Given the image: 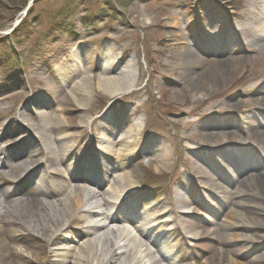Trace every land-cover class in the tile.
I'll list each match as a JSON object with an SVG mask.
<instances>
[{"label": "rangeland", "instance_id": "374dc122", "mask_svg": "<svg viewBox=\"0 0 264 264\" xmlns=\"http://www.w3.org/2000/svg\"><path fill=\"white\" fill-rule=\"evenodd\" d=\"M239 1L232 2L240 5L237 15L232 4L219 0H0V146L17 157L6 145L26 133L15 120L31 106L63 110L70 127L57 132L71 135L63 144L74 137L78 152L88 158L100 136L107 146L115 135L138 141L121 171L138 185L141 198L131 209L155 218L164 213L159 220H168L161 226L166 246L138 219L157 253L170 250L185 264H264V125L259 124L264 122V0ZM199 12L228 26L214 32L221 40L220 58L232 59L215 90H190L178 64L182 43L195 48L200 43L189 23ZM25 22L26 31L14 36ZM75 46L84 58L112 59L111 73L130 69L135 85L115 96L96 89L87 108H80L58 71L70 64L72 82L85 73ZM204 47L211 46L204 41ZM90 70L96 84L99 61ZM86 118L92 121L84 125ZM249 120L255 124L249 126ZM209 125L221 132L222 141L203 139ZM231 135L234 141L227 142ZM7 170L0 164V189L20 182L21 190L28 187V179L22 184L21 175L14 182ZM221 181L231 188L225 201L211 189ZM237 200L243 201L237 209L247 214L234 220L230 211ZM13 219L0 216L7 232L0 237V264H29L22 257L25 242L39 264H53L50 243L38 234L22 235Z\"/></svg>", "mask_w": 264, "mask_h": 264}, {"label": "bare ground", "instance_id": "6f19581e", "mask_svg": "<svg viewBox=\"0 0 264 264\" xmlns=\"http://www.w3.org/2000/svg\"><path fill=\"white\" fill-rule=\"evenodd\" d=\"M195 19L189 23L197 29L200 43L197 48L182 43L178 64L190 90H215L225 81L232 59L220 58L221 40L214 37V32L228 29V26L216 18L208 19L202 12ZM204 41L211 47H204ZM240 45L237 41L236 46ZM233 50L235 53L236 47ZM72 51L77 54L85 73L72 82L74 75L71 74L70 64L59 66L58 71L80 108H87L96 89L115 96L129 92L135 85L130 69H125V75L123 70L116 74L109 71L112 59H98L97 56L84 58L80 46H75ZM97 61L101 73L95 84L91 79L93 72L90 66ZM64 117L63 110L55 106H31L15 120L26 133L14 137L6 145L14 147L17 157L10 153L6 155L3 146H0V164L9 169L5 172L10 180L17 182L22 175V184L28 180L30 183L22 190L19 186L21 182L13 189H0V216L16 218L10 222L21 224L22 235L44 237L54 253L53 264H155L156 261L185 264L179 263L170 250L168 255L157 253L154 241L148 240L136 224L140 219L142 226L154 234L155 240L164 239L163 245H168L165 239L167 232L161 228L168 220H159L164 213L155 218L151 212L147 216L131 209V202L141 198L136 195L138 185L121 170L127 166L129 153L138 141L115 135L107 146L104 137L100 136L91 143L92 156L88 158L78 152L79 145L74 137L63 144L64 138L71 137L70 134L65 136L57 132L59 127L63 130L70 127ZM91 121V118L82 119L84 125ZM254 124V120L248 121L249 126ZM259 124L262 126L264 122L259 121ZM71 127L73 131L77 130V127ZM202 137L215 142L223 140L221 132L214 131L210 125L202 131ZM231 141H234L232 135L227 139V142ZM107 148L112 152L108 153ZM211 189L219 201L230 198L231 188L224 181L217 182ZM98 197L106 199L105 203ZM235 203L236 208L230 211L234 220L237 214H247L244 209H237L243 201ZM152 220L156 221L155 224L151 223ZM122 221H126L123 231L112 227ZM6 233L0 227V237ZM241 237L246 238V235ZM0 245L1 250L4 245ZM23 247L24 262L39 264L38 257L27 253L30 245L25 242ZM152 256L155 258L153 261Z\"/></svg>", "mask_w": 264, "mask_h": 264}, {"label": "trees", "instance_id": "16d2710c", "mask_svg": "<svg viewBox=\"0 0 264 264\" xmlns=\"http://www.w3.org/2000/svg\"><path fill=\"white\" fill-rule=\"evenodd\" d=\"M219 1H222V2H224V3H226V5L228 4V5H231L232 4V9H235V11L237 12V15H239V13H240V10H241V8H240V5H236L235 6V4L233 5V1L234 2H237V3H239L240 1L239 0H219ZM33 7V6H32ZM58 27H60L61 25H60V23H58V24H56ZM57 26L55 27V28H57ZM26 29H27V23L25 22L24 24H22L20 27H18L17 29H16V31H15V33H14V36H17V33L18 32H23V30L24 31H26Z\"/></svg>", "mask_w": 264, "mask_h": 264}]
</instances>
